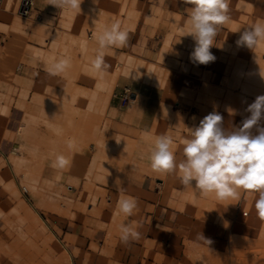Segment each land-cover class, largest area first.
<instances>
[{"label": "rangeland", "instance_id": "rangeland-1", "mask_svg": "<svg viewBox=\"0 0 264 264\" xmlns=\"http://www.w3.org/2000/svg\"><path fill=\"white\" fill-rule=\"evenodd\" d=\"M19 3L0 0V264H264V226L256 237L245 233L258 218L252 212L257 193L217 201L184 189L176 174L162 177L148 167L155 136L171 135L180 161L189 129L214 107L241 126L245 109L264 95V77L217 81L199 70L192 79L176 49L192 39L178 30L192 6L184 0H82L78 12L34 0L29 17L19 14ZM114 21L128 43L109 50L105 60H120L135 79H101L90 70L95 36ZM60 58L70 67L50 75L46 68ZM149 90L159 92L152 121L133 135L126 129L146 115ZM88 115L103 122L90 124L83 119ZM142 147L149 150L146 168L137 165ZM57 154L72 164L53 169ZM62 173L66 177L57 178ZM149 182L168 184L152 206L141 194ZM121 196L138 201L130 219L140 238L128 245L117 227H108L120 216ZM100 206L101 213L93 211Z\"/></svg>", "mask_w": 264, "mask_h": 264}, {"label": "clouds", "instance_id": "clouds-1", "mask_svg": "<svg viewBox=\"0 0 264 264\" xmlns=\"http://www.w3.org/2000/svg\"><path fill=\"white\" fill-rule=\"evenodd\" d=\"M184 2L192 7L187 9L186 22L178 30L181 36H191L195 42L190 53L192 62L207 65L215 61L216 57L210 49L215 46L222 26L230 20V0ZM81 3L82 0H49V4L62 12L81 11ZM95 40L97 48L90 61V70L102 79L110 68L105 61L106 54L113 48L127 46L128 33L121 29L118 21H114L105 25L95 36ZM262 43L264 19L244 28L236 41L238 47L252 50ZM69 67L70 60L60 58L48 66L46 71L56 76ZM132 74L133 71L126 73L128 78H137L136 73L135 76ZM245 111L250 115L242 121L241 126L231 130L223 127V117L218 112L206 115L198 126L189 129V136L183 139V159L180 161H177L174 152L173 137L168 134L155 136L149 154L151 170L162 174H176L184 189H192L202 197L211 196L217 201L236 199L241 191L257 193L254 207L258 218L264 220V126H261V121L264 120V95L257 96ZM254 129L256 134H253ZM69 164L65 155L57 154L51 167L62 171ZM137 209L138 201L134 197L121 196L117 202V214L126 218L118 228L119 239L125 245L140 238L138 224L130 219ZM198 239L208 245L211 243L202 234L198 235Z\"/></svg>", "mask_w": 264, "mask_h": 264}, {"label": "crops", "instance_id": "crops-1", "mask_svg": "<svg viewBox=\"0 0 264 264\" xmlns=\"http://www.w3.org/2000/svg\"><path fill=\"white\" fill-rule=\"evenodd\" d=\"M228 15L230 16V20L225 25L222 26L221 31L216 38L215 46H213L210 49V51L216 57L215 61L210 62L207 65L193 63L192 60L190 59V53L193 51L195 45L193 39H191L190 41L183 40L180 43V46L178 45V47H176L178 52L181 53L180 62L184 64H190L192 79L195 78V74L199 73V70H203L209 73L210 78L216 79L217 81L231 80L232 78H237V77L255 78V80H257L264 77V75H262L264 74V43H262L259 47H257L254 50L249 49L247 47H238L236 45V41L239 38L241 32L244 30V28L250 26L259 19H264V0H230ZM145 27L146 26L143 25V30L145 29ZM238 29H240V31H237ZM84 44L85 42L84 40H82L81 45ZM147 55L148 54L145 53L144 51L142 59L145 60ZM105 61L110 65V68L108 69L106 75L110 76L112 79H115L119 76H126V73H128V67L121 66L120 60L113 61L112 59L106 58ZM159 72H161V70ZM159 72L156 73L157 84H161L160 82L161 77ZM143 88L147 89L146 87ZM50 90L52 92L57 91L56 88H50ZM149 91H151V96H150V100L146 104L148 107V111L146 112V115L138 122V125L136 127L126 129L127 132L133 135H137L140 130H147L152 121L150 116L152 112L155 111L156 109V103H157L156 101L159 92L157 90H149ZM228 91L232 92L229 89ZM212 110L219 113L221 109L219 106L212 108ZM84 118L90 124H96V123L99 124L103 122L102 117L95 115H88L83 117V119ZM224 120L222 124L225 129L231 130L233 127H235L233 124H231L232 121L231 118H229L228 120L226 119L225 121ZM243 120H241V122ZM105 133H107V131L105 130H102L100 132L102 136ZM141 151H142L141 154L143 156V161L142 163L137 162V165L140 166L142 164L143 167L146 168L147 165L146 156L149 150L146 147L144 148L142 147ZM68 159L70 161V164H72L71 163L72 158L68 157ZM154 173L164 177V174L162 173H157V172ZM127 176H128L127 178H130V177H134L135 174H132V176L131 175L130 176L127 175ZM64 177H66V175H64L63 173L59 174L60 179H63ZM28 187L29 190L31 191L34 190L37 191L35 184L33 183H30ZM167 189H168V184H165L164 182H159L158 186L149 182L146 183L144 186H142L141 194L147 206H152L158 204L162 200L163 191H166ZM23 190L27 191V188H24ZM101 206L97 208L94 207L93 211L101 213ZM184 208L190 210L191 212L194 211V208L190 206H185ZM252 212H256V210L252 209ZM125 219L126 218L122 214H120L118 218L114 217L113 220L110 221L108 224L109 229L112 230L115 229L116 227L118 229L119 225L122 222H124ZM263 226H264V220L257 218L256 223L252 228H248V227L245 228V233H247L251 237H256ZM11 249L15 250L16 253L17 245L13 244L11 246ZM21 253H22V248L18 249V254Z\"/></svg>", "mask_w": 264, "mask_h": 264}, {"label": "built area", "instance_id": "built-area-1", "mask_svg": "<svg viewBox=\"0 0 264 264\" xmlns=\"http://www.w3.org/2000/svg\"><path fill=\"white\" fill-rule=\"evenodd\" d=\"M34 0H20L19 14L24 17H29L34 12ZM38 16V15H37ZM123 97L122 100H124Z\"/></svg>", "mask_w": 264, "mask_h": 264}]
</instances>
